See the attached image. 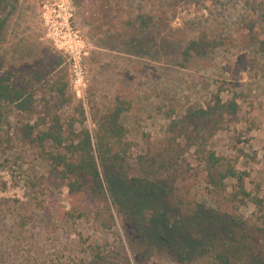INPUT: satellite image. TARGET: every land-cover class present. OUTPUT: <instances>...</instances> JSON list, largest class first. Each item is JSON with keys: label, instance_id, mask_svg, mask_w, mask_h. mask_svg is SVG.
Here are the masks:
<instances>
[{"label": "rangeland", "instance_id": "obj_1", "mask_svg": "<svg viewBox=\"0 0 264 264\" xmlns=\"http://www.w3.org/2000/svg\"><path fill=\"white\" fill-rule=\"evenodd\" d=\"M48 1L51 6L52 0H0L4 70L28 84L35 72L43 78L31 107H9L13 143L0 145V264H81L98 245L123 264H137L115 194L139 216L134 226L148 243L149 264H213L215 252L242 239L264 244V0H171L174 7L170 0H121L123 22L99 31L83 19L81 0H71L74 24L88 44L81 96L43 18ZM158 19L164 30L156 32L157 47L145 40L124 44L141 32L139 24ZM201 34L209 44L185 59L181 49ZM218 90L236 97L239 111L217 125L207 145L246 174L244 199L236 196L234 177L219 188L209 184L195 147L177 166L159 156L170 124ZM117 104L126 106L125 133L114 150L129 176L157 181L149 192L102 169L99 180L88 178L84 190L71 193L50 173L39 147L15 132L20 120L45 127L50 113H58L65 122L74 119L75 129L87 128L95 143L94 117Z\"/></svg>", "mask_w": 264, "mask_h": 264}, {"label": "trees", "instance_id": "obj_2", "mask_svg": "<svg viewBox=\"0 0 264 264\" xmlns=\"http://www.w3.org/2000/svg\"><path fill=\"white\" fill-rule=\"evenodd\" d=\"M81 2L83 19L96 31L112 29L123 22L125 11L121 7V0H81ZM168 3L170 7L175 6L171 0ZM4 24V19L0 18V37L3 35ZM140 26L141 32L125 38L124 44L133 48L137 47L141 40H145L152 47H157L156 32L160 33L164 30L162 19H158V22L155 20L153 25L147 23L139 24ZM207 44L209 42L206 34H201L198 38L191 39L180 52L185 59H189L194 53L203 52ZM2 58L4 59L0 54V145L6 148L13 143L12 133L6 127L9 107L12 105L21 109L31 107L35 100V85L43 78L40 72H35L30 84L23 78L14 80L13 73L4 70ZM125 108L126 106L117 104L94 117L98 122L95 143L87 128L75 129L74 119L65 122L58 113H50L48 120L45 121V127L40 126L39 123L20 120L15 132L24 141L39 147L50 173L57 179L65 181L71 193L84 190L85 180L88 178L99 180L102 169L108 172V176H120L129 185L149 192L158 186L157 181L147 177L129 176L120 163L119 152L114 150L115 140L121 139L125 133L120 121L121 113ZM238 111L237 98H225L221 90L215 91L206 104L189 106L181 120L170 124L172 134L168 137L163 152L159 154L162 161L177 166L186 159L187 151L195 147V151L207 168L209 184L219 188L224 186L225 177H234L238 183L236 196L241 194L243 199L248 197L245 187L246 174L238 171L225 156L218 155L207 145L209 136L216 131L217 125L225 119H233ZM113 200L123 220L124 231L137 258V264H149L148 243L143 241L134 226L135 222H138V214L124 197L115 194ZM258 203L263 206V200L260 199ZM234 218L239 223L245 224L240 215H235ZM242 240L234 245L231 244L232 248L228 246L225 250L215 252L212 256L213 264H264V244H254L248 240L242 242ZM102 248L98 245L92 254H89V258L84 259L81 264H123L119 258L108 255L106 248ZM177 254L181 255L179 251Z\"/></svg>", "mask_w": 264, "mask_h": 264}, {"label": "built area", "instance_id": "obj_3", "mask_svg": "<svg viewBox=\"0 0 264 264\" xmlns=\"http://www.w3.org/2000/svg\"><path fill=\"white\" fill-rule=\"evenodd\" d=\"M43 5V18L49 35L55 44L62 49L72 69V81L78 96L85 86V57L88 44L80 30L74 24V7L71 0H52Z\"/></svg>", "mask_w": 264, "mask_h": 264}]
</instances>
